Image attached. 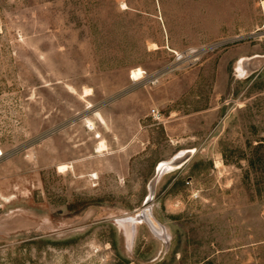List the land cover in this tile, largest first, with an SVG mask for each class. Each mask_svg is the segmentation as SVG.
<instances>
[{
  "label": "rangeland",
  "instance_id": "rangeland-1",
  "mask_svg": "<svg viewBox=\"0 0 264 264\" xmlns=\"http://www.w3.org/2000/svg\"><path fill=\"white\" fill-rule=\"evenodd\" d=\"M263 2L0 0V264H264Z\"/></svg>",
  "mask_w": 264,
  "mask_h": 264
},
{
  "label": "bare ground",
  "instance_id": "bare-ground-1",
  "mask_svg": "<svg viewBox=\"0 0 264 264\" xmlns=\"http://www.w3.org/2000/svg\"><path fill=\"white\" fill-rule=\"evenodd\" d=\"M263 5H264V2H263ZM121 8L122 9H127V5L124 3V4H122ZM151 46H152L151 47L152 49H156V47H157L155 43H152ZM151 48H150V50H151ZM263 62H264V55H254V56H250V57H243V58L237 60L235 70L237 72V75H239L242 78H245L247 75H250L255 69H257ZM87 95H90V90L89 89H85L83 91V96H87ZM87 109H89V108H87ZM96 116H97V119L99 120L100 123H102V124L105 123L104 122V119L100 115V113L96 112ZM91 127H92V129H94V126L93 125H91ZM105 147L106 146H105L104 141L103 140H100L97 143L95 152L96 153H101L102 151L105 150ZM183 156H184V154L181 153V154H179L175 158L172 157L169 162L163 163V162L160 161L159 163H162V166L160 168L158 166L159 163L157 164L156 169H155L156 177H159L160 175H162L161 172L164 171L165 169H167V167L168 168H174L175 166H177L178 164H180L183 161V159H184ZM178 157H180L181 160L180 159L177 160ZM68 168H69V165L68 164L62 163V164H59L57 166V171L59 173H62L64 171H67ZM146 205H147V203L144 206H146ZM145 212H148V208H146ZM143 217H144V213L143 212H140V214H137L135 216V220L142 219Z\"/></svg>",
  "mask_w": 264,
  "mask_h": 264
},
{
  "label": "water",
  "instance_id": "water-1",
  "mask_svg": "<svg viewBox=\"0 0 264 264\" xmlns=\"http://www.w3.org/2000/svg\"><path fill=\"white\" fill-rule=\"evenodd\" d=\"M264 63V62H263ZM263 63L257 68L255 69L252 73L258 71L261 66L263 65ZM251 73V74H252ZM146 209L143 210V213H144V218L147 219V221L150 223L151 227L153 228L154 231H157V232H161V227L160 225L157 223V221H155L150 214H148V212H145Z\"/></svg>",
  "mask_w": 264,
  "mask_h": 264
},
{
  "label": "crops",
  "instance_id": "crops-1",
  "mask_svg": "<svg viewBox=\"0 0 264 264\" xmlns=\"http://www.w3.org/2000/svg\"><path fill=\"white\" fill-rule=\"evenodd\" d=\"M169 46H167V48H168ZM170 49V48H169ZM171 50H173V49H171ZM262 55H264V54H262Z\"/></svg>",
  "mask_w": 264,
  "mask_h": 264
},
{
  "label": "built area",
  "instance_id": "built-area-1",
  "mask_svg": "<svg viewBox=\"0 0 264 264\" xmlns=\"http://www.w3.org/2000/svg\"><path fill=\"white\" fill-rule=\"evenodd\" d=\"M154 112V110H152V113Z\"/></svg>",
  "mask_w": 264,
  "mask_h": 264
}]
</instances>
